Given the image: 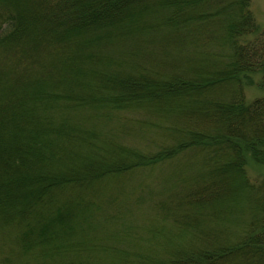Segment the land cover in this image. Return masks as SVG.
Masks as SVG:
<instances>
[{
	"label": "trees",
	"instance_id": "obj_1",
	"mask_svg": "<svg viewBox=\"0 0 264 264\" xmlns=\"http://www.w3.org/2000/svg\"><path fill=\"white\" fill-rule=\"evenodd\" d=\"M255 77L264 85V27L251 0H0V163L6 166L3 156L11 158L15 179L25 178L21 167L44 156V145L58 147L66 136L77 135L79 124L72 130L69 123L76 112L100 109L101 115L108 113L97 116L105 122L123 110L150 115L158 127L145 132L161 137L157 149L127 146L133 155L122 151L119 156H129V164L112 163L97 172L99 164L90 163L74 176H38L43 183L35 197L39 203L21 202V211L0 215V227H20L17 242L26 248V234H45L48 227L71 220L69 230L56 237L38 236L53 245L56 259L76 254L55 261L127 264L128 249H114L98 234L81 238L80 232L88 225L83 214L92 212L94 219L99 211L96 228L110 230L112 243L122 241L128 224L120 216L124 200H116L120 203L112 213L100 205L96 209L94 201L86 204L93 208L74 214L71 205L58 203L49 210L47 205L74 189L75 180L83 185L177 162L180 170L167 188L163 212L185 238L177 240L174 232L162 243L142 244L134 239L144 235L142 230L151 237L165 232L162 226L156 231L136 226L128 237L139 244L137 261L264 264V176L253 180L247 170L250 161L264 166V97L248 101L246 95ZM144 91L155 107L128 103ZM226 179L236 183L220 195L218 184ZM25 180L34 182L30 176ZM43 221L39 230L32 228ZM92 239L103 243L86 247Z\"/></svg>",
	"mask_w": 264,
	"mask_h": 264
},
{
	"label": "rangeland",
	"instance_id": "obj_2",
	"mask_svg": "<svg viewBox=\"0 0 264 264\" xmlns=\"http://www.w3.org/2000/svg\"><path fill=\"white\" fill-rule=\"evenodd\" d=\"M251 9L257 23L264 27V0H251ZM146 93L147 92L144 91L142 96L139 95V97L131 99L128 103H143V105L147 104L150 107H155L153 104L149 103ZM246 95L248 101L258 97H264V85L260 84L259 77H255L254 84L246 87ZM111 99L112 98H108L107 101ZM117 100L114 98L112 102ZM163 103L162 101L159 102L161 105ZM101 110L104 112L107 111V109ZM72 113L73 111L69 112V114L66 112L67 116H71ZM89 113H91L92 116L96 115V117H93L97 119L98 122L95 121V123H93V117L91 119ZM100 113V109L93 110L91 108L76 112L72 118H69V123L71 122V126L74 127L72 130H75L79 124L77 135L71 134L66 136L67 140L65 143L58 145V147L55 145L53 147L44 145V148L47 150L44 156H39L40 158L37 157L39 160H37L36 163H33L32 165L25 164L20 168L19 172L25 177L21 180L15 179L10 171L11 169H9L11 158L9 156H3L6 166L5 164L1 165L0 163V215L12 214L14 210L21 211L23 209L19 205L21 202L33 200L32 203L35 205L39 203L38 200H35V197L37 191H39L38 188L43 186V183L39 181L38 176L44 178L52 175L61 176L67 173L74 176L83 171L84 165L90 163H98L99 167L97 172H100L102 166H107L112 163L129 164V156L124 158L119 156L125 154L122 153V151L126 152L128 155H133L129 153L130 147L127 146H132L136 148V150L138 148L140 151L157 149V145L160 143L158 141L161 140V137L156 134L157 132H145L149 131V128L152 126H155V120L154 118H150V115H146V117H138L123 110V112H117L114 115L112 114V117L105 122L99 120L97 116L102 118V116H105L108 113H104V115H101ZM111 113L112 112H109V114ZM86 125L88 128H84ZM102 125L105 126L107 133L103 131ZM156 127L158 126H155V128ZM111 129H116L115 133H108L111 132ZM107 134L111 135L113 138L108 137ZM111 147L112 149H110ZM119 150L120 152H118ZM131 158L136 159L137 157L131 156ZM180 165L181 163L172 162L163 163L155 167H141L130 172L123 171L118 173L113 179H103L102 181L92 183L89 182L90 184L86 181L81 185L83 181L76 182L77 180H75L74 182L72 181V184L76 185L74 189L70 190L67 195L60 193L57 197L59 199L56 200L55 197L51 201L52 205L48 204L47 207L49 210L53 209L52 207H55L58 203L66 208L71 205L70 208L72 207L71 209L74 214L75 212L83 213L82 211L84 208L86 209V207L93 208L96 205H100L102 208H106L112 213V210L117 209V205L120 203L116 200H124L123 207L126 208L121 210L122 214L120 213V216L123 215V219H125L124 224L128 223L121 231V233L124 232L123 234L126 235V238L122 239V241H116L117 243H112L110 230L107 232L101 226V229H97L96 227L99 221L102 220L99 211L94 215L95 220L91 216L93 215L92 212H90V214L87 212L83 214L82 218L88 225H85L84 223L83 229L82 226L80 227L81 238L86 234L92 236L98 234L100 237L97 239L105 240L109 243L110 247H113L114 249H128L132 253L131 255L129 251V253L125 252L126 258L128 257L127 264H140L141 262H138V254H135V251L139 248V244L136 245L138 242H141L142 244L147 243L148 245L151 242L162 243L165 240V234L174 235V232L176 233L174 226L171 223V217H168L167 213L163 212V210L165 211L166 205L169 201L167 188L169 185L173 184L172 181L176 178V173L180 170ZM247 170L253 180L264 176V166L257 165L253 161L249 162ZM86 171H88V169ZM28 176H30L34 182L27 183L25 179L28 178ZM84 180L87 179L85 178ZM235 183L236 180H222L221 183L218 184L221 188L220 195H226L228 190H230ZM3 187H9V189L3 190ZM105 191L106 193H104ZM108 195L109 197L107 199ZM80 196L83 197L84 203L81 202ZM116 196L118 197L114 199ZM3 199H5V201ZM91 201L95 202L94 206H86V204L92 203ZM1 202L3 204H1ZM31 207L32 206H28L27 210H31ZM97 208L98 207L96 206V209ZM54 209L57 208L55 207ZM67 217H70L69 213L67 214ZM74 217L75 216L72 218ZM28 222H32V219H28ZM46 223L47 221L40 222V225H34L32 228L34 230H39L41 226ZM60 226L61 229L58 230V227ZM71 226L72 221L66 220L65 226L58 225L56 226L57 229L51 228L52 231L50 230V227H48L45 230L47 236L44 232L37 233L36 235H33L32 238L29 237V235L32 234H26L25 237L29 239L26 248L24 246L21 248V244L17 242L19 237L18 234L20 232L18 231V228L20 227H0V230L2 231V235H0V264H60L62 262L55 260H62L64 258H67L65 261L70 260L72 256L76 255L73 254L74 251L67 252V254L61 253L59 255L60 258L56 259L57 251L53 245L47 246V244L43 242L44 239L39 238L38 236H41L42 234L45 235L46 238L56 237L57 234L68 231ZM136 226L139 228L142 226H150L151 229L153 228L155 231L160 230V227L162 226V230H164L165 233L155 232L156 235L154 234V236L151 237V234H147L148 230H140L141 234L143 232L144 235L142 237L137 236L134 239H138V242L132 243L130 242L131 238L128 237V234L130 229H136ZM179 237L185 238L183 235H177L176 239L178 240ZM93 239L92 242L86 243V247L94 242H96V244L103 243L98 240L93 241ZM46 247L50 248L51 251H46ZM53 251L56 252L54 255ZM83 252L84 251L80 250V254H83ZM79 260L82 264H85L86 262L82 258Z\"/></svg>",
	"mask_w": 264,
	"mask_h": 264
},
{
	"label": "bare ground",
	"instance_id": "obj_3",
	"mask_svg": "<svg viewBox=\"0 0 264 264\" xmlns=\"http://www.w3.org/2000/svg\"><path fill=\"white\" fill-rule=\"evenodd\" d=\"M141 244V243H140ZM136 245H138V243L136 244ZM135 249V248H134Z\"/></svg>",
	"mask_w": 264,
	"mask_h": 264
}]
</instances>
